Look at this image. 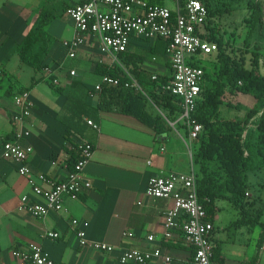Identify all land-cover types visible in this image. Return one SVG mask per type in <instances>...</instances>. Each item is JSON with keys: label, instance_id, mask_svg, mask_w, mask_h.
<instances>
[{"label": "crops", "instance_id": "obj_1", "mask_svg": "<svg viewBox=\"0 0 264 264\" xmlns=\"http://www.w3.org/2000/svg\"><path fill=\"white\" fill-rule=\"evenodd\" d=\"M87 1L0 0V137L11 138L17 128L28 130L30 136L23 143L31 146L33 152L27 164L33 174H45L53 181L64 179L70 170L68 166L75 155L74 145L90 143L93 146L92 156L83 172V178L91 183L90 189L77 199L65 196L63 210L42 219L33 218L20 208L22 196H27L30 202L42 200L32 193L27 178L18 173L17 164L2 158L0 149V264H17L11 252L28 243L40 246L56 264H119V257L126 249H160L170 257L169 264H191L193 249L184 242L181 231H175L171 239L164 237V212L171 202L148 198L145 189L153 175L171 172L195 174L196 166L192 159L195 145L186 135L187 126L179 118L176 122H168L171 130L156 135L152 128L133 117L114 109L98 110L99 95H90L101 80L97 67L122 68L120 60L119 64L113 63L102 55L92 36L85 38L72 59L67 57L62 46L63 41L75 37V28L66 10ZM158 1L171 10L175 8L173 0ZM209 1L212 8L218 9L223 8L215 4L227 3V0ZM167 2L174 3V7L170 8ZM43 14L51 19L43 31L52 43L40 68L34 70L21 62L18 52L25 35ZM213 18L199 28L201 37L206 38L212 31L221 34L225 42L230 41L228 50L243 49V41L242 44L232 43L227 33L221 32L217 26L219 22H210ZM154 45L155 41L134 38L128 50L143 54ZM211 56L215 58L216 55ZM209 59L210 56H201L198 60L206 63ZM164 61L145 62L142 68L153 76L171 77L170 68L164 66ZM47 67L55 69L57 86L46 77ZM155 68L164 71L160 73ZM72 71L74 75L70 74ZM90 78L95 80L93 87H87ZM27 88L25 92L29 93L33 109L17 127L13 116L18 115L21 109L13 98ZM81 94L83 98L79 97ZM240 96L235 97L236 104L241 103ZM72 104H82L93 112L83 115L82 121L75 124L77 119L72 120L70 109H66ZM234 105L229 106L227 102L220 105L218 118L243 119L246 112L237 115L233 108L239 107ZM62 117H66L75 128L68 134V140ZM87 121L97 128L89 126ZM177 122L181 124L178 129ZM245 195L246 204L240 207L229 202L224 204L225 201L215 202L211 216V243L218 264H264V204L256 203L252 198L249 184ZM72 219L78 221V228L88 224L85 231L89 241L112 245L115 250L106 254L79 246L75 229L71 227ZM47 232H56L59 237L44 239L42 236ZM125 232L133 236L124 237ZM148 236H153L152 242L148 241ZM152 264L164 262L163 259H155Z\"/></svg>", "mask_w": 264, "mask_h": 264}, {"label": "built area", "instance_id": "obj_2", "mask_svg": "<svg viewBox=\"0 0 264 264\" xmlns=\"http://www.w3.org/2000/svg\"><path fill=\"white\" fill-rule=\"evenodd\" d=\"M173 10L163 4H150L146 0H88L69 7L66 15L73 22L75 37L62 42L68 58L76 56L77 51L84 44L87 36H92L97 42L99 52L119 64V56L128 51L134 38L154 41L163 39L167 42L165 53L171 69V79L166 88L180 100L181 115L179 120L188 128V138L193 141L202 131V126L191 120L196 102L201 93L203 70L194 63L201 56L216 55L218 47L201 37L198 30L207 23L208 9L201 0H173ZM55 69L45 68V75L54 86L58 80L54 77ZM74 75V72H70ZM0 75L2 66L0 62ZM128 80L121 82L120 78L109 75L101 76L100 82L93 87L98 93L104 86L134 87L141 90L132 77L126 74ZM154 78V76H153ZM14 103L21 111L13 116V122L18 127L23 120L31 115L33 103L28 92H21L14 96ZM259 113L245 126L242 142L245 143L250 133L255 131ZM88 125L97 128L91 121ZM30 136V132L23 128L13 131L11 138L0 137L2 158L17 164V171L27 178L32 193L41 202H30L27 196H22L20 208L36 219L47 217L53 212L63 210V198L77 199L85 190L90 189L91 183L83 178L84 167L93 153L90 143H80L78 158L64 179L53 181L45 174H33L27 164L33 149L23 141ZM43 185H46L44 187ZM145 195L151 199H164L171 202V206L164 212V237L171 239L174 232L179 230L184 242L193 249L191 264H218L213 259V245L211 234L213 225L206 221V212L197 197V184L192 172L153 175L149 178ZM78 221L71 220V227L79 246L89 247L97 252L112 253L115 247L102 242L89 241L85 228H78ZM124 237H132L129 232ZM44 239H57L59 234L47 232ZM153 241V236H148ZM17 264H56V262L40 246L28 243L23 248L11 252ZM163 259L169 264L171 259L160 249L142 251L126 249L119 257V264H152L153 260ZM249 264V263H240Z\"/></svg>", "mask_w": 264, "mask_h": 264}, {"label": "trees", "instance_id": "obj_3", "mask_svg": "<svg viewBox=\"0 0 264 264\" xmlns=\"http://www.w3.org/2000/svg\"><path fill=\"white\" fill-rule=\"evenodd\" d=\"M150 4H161L158 0H147ZM208 9V20L217 15L230 13V8H212L209 0H201ZM255 0H248L246 8L248 17L243 22L246 25V33L243 39V48L248 51L251 40L260 38L257 35L262 29V7ZM42 15L37 19L28 33L25 35L19 48L20 60L34 70H38L49 52L52 43L51 38L43 31L51 19ZM261 35V34H260ZM205 39L209 43H215L218 47L213 63L216 71L210 74L200 60L194 63L203 70V82L201 93L196 102L191 120L202 126V131L193 140L195 152L192 156L196 166L195 179L197 184V197L206 212V221L212 223L211 216L216 201H227L234 206L245 205L248 188L247 173L251 170L264 169V71L259 72L261 61L264 69V52L261 46L254 42L252 50L251 68L246 67V60L242 49L230 48V41H224L221 34L210 31ZM147 41V40H144ZM155 45L147 52L138 54L127 51L119 56L121 67H97L99 75H109L120 78L125 82L128 73L136 80L141 90L134 87L104 86L102 90L90 95L98 94V110H116L124 115L133 117L142 124L152 128L156 135H161L171 130L168 122L173 123L181 115L180 100L166 90L170 77L154 76L142 65L145 62L164 61V66L170 68L168 57L165 53L167 42L161 38L154 40ZM228 45V46H227ZM230 47V46H229ZM233 47V46H232ZM238 51L239 57L231 56V52ZM263 58V60H262ZM261 60V61H260ZM171 71V69H170ZM29 88L23 91H28ZM249 95L253 97L255 104L241 120H225L218 118L219 106L224 102L234 105L232 100L236 96ZM234 107H239L235 104ZM70 109L71 119H77L75 124L82 121L83 115L93 112L92 109L82 104L67 106ZM261 113L255 131L254 142H242V133L251 119ZM66 125V139L68 134L75 129L66 117H62ZM70 121V118H68ZM176 128L181 124L176 123ZM75 132V131H74ZM78 133V132H76ZM188 133L186 132V135ZM8 139V138H6ZM79 145L73 146L75 155L72 156L68 168L71 170L78 158ZM214 259V255H213ZM215 260V259H214Z\"/></svg>", "mask_w": 264, "mask_h": 264}, {"label": "rangeland", "instance_id": "obj_4", "mask_svg": "<svg viewBox=\"0 0 264 264\" xmlns=\"http://www.w3.org/2000/svg\"><path fill=\"white\" fill-rule=\"evenodd\" d=\"M218 1L219 0H215V2H218ZM247 2L248 0H227V3H225V5L220 2L219 4L217 3V5L215 4V6H219L222 8H225V7H227L228 9L230 8V13L229 14L224 13V14L217 15L210 21L212 24H213V20L216 22H219V25L217 26L221 29V32H226L229 40H231V42L235 44H242V41L245 37V32L247 31L246 25L243 22L244 18L249 16L247 8H246ZM254 2H258L263 10L262 11V29L260 33L261 35L260 34L257 35L258 37L262 36V39L260 38L252 39L250 47L249 49H247L248 51H246L244 48L242 49V54H244L247 68H251L250 62H251V57H252V50H254V46H253L254 42H257L258 45L261 46V52H264V0H255ZM167 4L170 8L174 7V3L172 2L171 3L167 2ZM67 26H69L68 22H67ZM232 32L234 33V36H230ZM240 55L241 53H239L238 51L231 52V56L233 57L234 56L239 57ZM215 61H216V58H214L213 56H210V59L206 63L201 62V65H204L210 74L211 73L214 74L216 72L213 69V63H215ZM155 69L160 73L164 71L160 68H155ZM29 71L30 69L28 70V72ZM263 71L264 69H263V65L261 61L259 72L263 73ZM22 73L23 71H21V74ZM22 75H25V74H22ZM94 82H95L94 79H91V78L88 79L86 83L87 87H93ZM83 96L84 95L81 94L79 97L83 98ZM240 101L241 103L240 102L238 103L241 104V106H239V108H233V111H235L237 115H239V113L241 112H246L247 110L250 109V107H253L255 104L253 97L249 95H241ZM232 102L233 104H236L237 100L234 99L232 100ZM256 134H257L256 131L251 132L249 137L247 138V141L248 142L250 141V143L254 142ZM247 176H248L247 182L249 184V189L251 191L252 198L256 201V203H259L260 201L264 204V171L253 170L247 173ZM224 204H229V203L225 201Z\"/></svg>", "mask_w": 264, "mask_h": 264}]
</instances>
